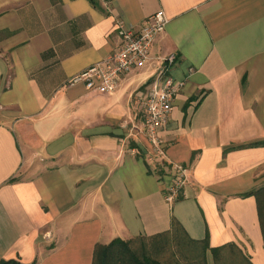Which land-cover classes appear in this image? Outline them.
<instances>
[{
	"label": "crops",
	"instance_id": "1",
	"mask_svg": "<svg viewBox=\"0 0 264 264\" xmlns=\"http://www.w3.org/2000/svg\"><path fill=\"white\" fill-rule=\"evenodd\" d=\"M158 10L152 58L115 92L72 82L117 50L118 19ZM170 54L184 86L153 164L135 94ZM175 164L189 178L170 203ZM263 190L264 0H0V261L108 264L115 240L179 232L264 264Z\"/></svg>",
	"mask_w": 264,
	"mask_h": 264
},
{
	"label": "built area",
	"instance_id": "2",
	"mask_svg": "<svg viewBox=\"0 0 264 264\" xmlns=\"http://www.w3.org/2000/svg\"><path fill=\"white\" fill-rule=\"evenodd\" d=\"M168 22L163 10L148 16L140 30H135L126 21L118 19L116 29L121 42L117 50L75 76L72 82L85 83L88 90L115 92L123 76L135 68L145 66L152 58V46L157 36L165 31ZM176 59L175 54L162 58V66L151 85L135 94L142 110L141 130L152 144L153 154L148 160L153 164L157 163V157L166 154L162 133L171 119L175 97L184 86V81L176 79L172 74ZM173 169L174 181L166 193V200L170 203L178 200L189 178L188 166L175 164Z\"/></svg>",
	"mask_w": 264,
	"mask_h": 264
},
{
	"label": "rangeland",
	"instance_id": "3",
	"mask_svg": "<svg viewBox=\"0 0 264 264\" xmlns=\"http://www.w3.org/2000/svg\"><path fill=\"white\" fill-rule=\"evenodd\" d=\"M155 240L138 238L128 245L142 261L148 257L158 264H241L240 255L236 252L225 249L216 256L203 244L189 243L179 232ZM123 258V255H112L108 264H122L120 260Z\"/></svg>",
	"mask_w": 264,
	"mask_h": 264
},
{
	"label": "trees",
	"instance_id": "4",
	"mask_svg": "<svg viewBox=\"0 0 264 264\" xmlns=\"http://www.w3.org/2000/svg\"><path fill=\"white\" fill-rule=\"evenodd\" d=\"M92 3L94 4H97V0H90ZM263 192L262 195H264V190L261 191ZM260 217H261V222H262V227H263V231H264V204H262V202L260 201ZM174 225H178V222L174 220ZM164 237V235H160V236H156L153 238V241H156L155 239H162ZM120 242L121 244H123L125 246L126 249H128V257L126 258L125 260V264H149V261H151V263L153 264H158L157 262H155L154 260H150L148 257H145V260L142 261V259L139 258V256L134 252V251H131L129 249V247L127 246V243H124L122 242L121 240H115L114 243L110 244L109 246H106V247H100V250L104 252V260H107L109 262V258H110V254H111V250L113 249V247L116 248L115 244ZM206 242L205 241V245H206ZM124 248V247H123ZM206 248H208V246L206 245ZM99 249V247H98ZM225 249H229V250H232L233 252H236V254L240 255V260H241V264H248L249 263V260L247 258V256L239 249V248H236V247H233V246H228V247H225L223 249L221 248H211V251L216 254V256H218V252L219 251H224ZM102 253L99 254V251H98V259H96V263L95 264H100V260H101V256ZM106 258V259H105ZM217 261V260H216ZM0 264H26V263H23L22 261H20L19 259H4L2 261H0Z\"/></svg>",
	"mask_w": 264,
	"mask_h": 264
}]
</instances>
